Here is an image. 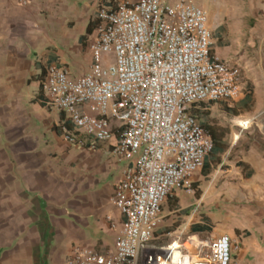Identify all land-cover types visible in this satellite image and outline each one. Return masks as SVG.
Returning a JSON list of instances; mask_svg holds the SVG:
<instances>
[{"label": "crops", "instance_id": "1", "mask_svg": "<svg viewBox=\"0 0 264 264\" xmlns=\"http://www.w3.org/2000/svg\"><path fill=\"white\" fill-rule=\"evenodd\" d=\"M111 2L0 0V264H67L73 246L113 248L123 216L111 197L129 165L114 152L119 134L70 144L62 127L71 125L41 91L47 65L72 77L89 70L96 11ZM196 4L209 13L211 51L241 69L238 95L207 109H235L262 129L241 144L207 127L213 148L190 190L163 201L152 242L165 245L183 227L205 240L225 232L237 245L231 264H264V0Z\"/></svg>", "mask_w": 264, "mask_h": 264}, {"label": "built area", "instance_id": "2", "mask_svg": "<svg viewBox=\"0 0 264 264\" xmlns=\"http://www.w3.org/2000/svg\"><path fill=\"white\" fill-rule=\"evenodd\" d=\"M96 19L89 70L72 77L47 65L41 91L71 125L62 127L70 144L94 147L118 132L114 152L129 165L111 201L123 221L111 250L73 246L66 263L231 264L237 245L225 232L205 240L183 227L165 245L152 239L163 201L190 190L214 145L192 108L237 96L239 65L211 51L209 13L194 0H112Z\"/></svg>", "mask_w": 264, "mask_h": 264}, {"label": "rangeland", "instance_id": "3", "mask_svg": "<svg viewBox=\"0 0 264 264\" xmlns=\"http://www.w3.org/2000/svg\"><path fill=\"white\" fill-rule=\"evenodd\" d=\"M195 3L197 0H194ZM103 63L108 64L112 61V54L111 53H103L102 54ZM211 104V102H202L195 104L193 106L192 111L194 114L198 116V119L202 123L204 127H209L213 131L217 133L226 134L229 136L230 134L234 135L237 134L239 137H237V141L241 144H245L250 135L253 134L254 131L258 132L259 129H262V125L259 123H252L249 124L247 127H241L239 124L242 121H248L249 119H246V117H236L234 114L236 113L235 109L226 107L227 109H224L228 113L219 114L218 112L207 109V107ZM229 142H227L228 144ZM213 212L217 215H221L222 209L221 205H218V208L216 205H213ZM227 207V206H226ZM224 208V205H223ZM220 209V210H217Z\"/></svg>", "mask_w": 264, "mask_h": 264}, {"label": "bare ground", "instance_id": "4", "mask_svg": "<svg viewBox=\"0 0 264 264\" xmlns=\"http://www.w3.org/2000/svg\"><path fill=\"white\" fill-rule=\"evenodd\" d=\"M249 124H250V121L249 120L248 121H242L240 123L241 127H247V126H249Z\"/></svg>", "mask_w": 264, "mask_h": 264}, {"label": "trees", "instance_id": "5", "mask_svg": "<svg viewBox=\"0 0 264 264\" xmlns=\"http://www.w3.org/2000/svg\"><path fill=\"white\" fill-rule=\"evenodd\" d=\"M196 115V114H195ZM196 118H197V121L200 123V124H202L201 122H200V120L198 119V116L196 115ZM206 129H207V127H206ZM208 130V129H207ZM209 131V130H208Z\"/></svg>", "mask_w": 264, "mask_h": 264}]
</instances>
